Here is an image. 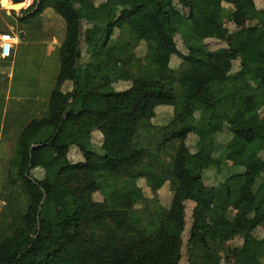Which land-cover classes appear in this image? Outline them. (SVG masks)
<instances>
[{
    "label": "trees",
    "instance_id": "16d2710c",
    "mask_svg": "<svg viewBox=\"0 0 264 264\" xmlns=\"http://www.w3.org/2000/svg\"><path fill=\"white\" fill-rule=\"evenodd\" d=\"M48 10L65 21L57 82L47 115L27 118L14 147L0 215V264H180L185 201L209 206L215 189L204 176L222 173L232 155L260 163L224 173L246 185L236 211L225 213L242 246L223 256L219 238L194 220L188 264H240V255L264 264V9L255 0H33L23 16L12 9V23L31 25ZM247 12L254 20L246 21ZM95 26L104 31L94 45ZM213 41L227 46L212 48ZM140 43L142 60L135 53ZM230 49L237 52L236 70ZM236 82L257 93L241 94ZM3 105L0 94L1 112ZM163 106H173L174 114L157 153L172 161L150 163L152 155L134 141ZM243 112H255L256 121L243 125ZM57 147L66 156L89 152L94 164L61 159ZM168 183L171 203L144 215L137 207L148 201L143 189L158 195Z\"/></svg>",
    "mask_w": 264,
    "mask_h": 264
},
{
    "label": "rangeland",
    "instance_id": "374dc122",
    "mask_svg": "<svg viewBox=\"0 0 264 264\" xmlns=\"http://www.w3.org/2000/svg\"><path fill=\"white\" fill-rule=\"evenodd\" d=\"M93 3L99 4L103 0H92ZM33 0H30L28 5L20 9H15L18 15L23 16L21 9L27 8L31 5ZM25 3V2H24ZM257 9H264V0H255ZM11 5V3L9 4ZM0 7L4 8V15L6 21L8 22L11 32L16 33L19 37V32L26 30L27 34L23 39L26 38V46L21 45V50H26V60L23 59L18 67L14 70L13 81H10V76L7 78L0 77V92L8 94L10 96L6 104V109L0 111V215L3 212V206L5 200L3 195L6 193V187L9 186V173L13 168L11 159L14 156V147L18 139L19 132L23 129L26 124V119H31L33 117H44L48 113V100L50 98L51 92L57 82V74L59 67V49L60 45L64 38V25L65 21L62 17L57 16L53 10H48L43 12L38 16L32 23L21 25L19 22L13 24L12 20L14 14L12 9L6 8L0 0ZM246 21L254 20V15L251 12L245 13ZM228 28L233 29L234 25L225 21ZM87 25H84L86 28ZM95 37L93 39V44H96V41L102 36L104 31L103 27L95 26ZM8 32V31H7ZM119 35V31L115 34V37ZM31 38L32 40H29ZM21 40L20 38H18ZM17 39V41H18ZM128 41V35L124 37ZM177 44L181 50L185 51L183 40L180 35H177ZM16 41V42H17ZM50 45L49 54H46V46ZM52 44V45H51ZM227 44L225 42L213 41L212 48L225 47ZM231 50L232 59L234 61V69H238L239 61L237 59V52L233 49ZM136 56L139 60H142L146 53V48L144 43H140L136 47ZM86 54V53H85ZM88 57V55H86ZM86 57V58H87ZM24 58V56H23ZM180 59L175 57L173 60L174 68L179 66ZM178 62V63H177ZM176 63L178 66H176ZM43 67V68H42ZM5 71V70H4ZM132 71L135 73L139 72L138 62L135 66L132 67ZM6 72V71H5ZM19 76V80L15 79ZM16 80V81H15ZM30 80V83H29ZM9 81V86L4 85V83ZM11 82V83H10ZM26 82V83H25ZM240 93L243 95L255 94L257 89L250 85L242 84L241 82L235 83ZM127 86V83L117 82V88H124ZM21 91L23 93H17ZM94 91L101 92L103 89L99 86L94 88ZM21 95V96H20ZM19 98V100H18ZM27 100H32L30 102L29 109L26 113V103ZM158 114L153 118L148 128L140 131L137 139L134 141V146L136 148H145L149 151L152 156L148 157L150 163H156L162 161L163 163H169L172 161L170 155L165 152L157 153V146L163 138L165 126L172 120L174 114V107L170 108L163 106L158 109ZM264 113V110H262ZM239 121L245 125L249 126L256 121L257 115L255 112H243L239 116ZM5 125L4 127L2 126ZM5 129H3V128ZM1 129L3 131H1ZM99 133L96 132L95 137L98 138ZM100 138V137H99ZM99 138L97 142H100ZM58 148V147H57ZM56 154L59 158L65 159L67 156L70 159L75 161L81 160L85 164L93 165L94 158L93 155L89 152H81L76 149L72 150L66 156L64 149H56ZM75 155V157L73 156ZM74 157V158H71ZM227 167L225 166L222 173L215 174L213 171H208L204 180L208 189H215L213 202L209 206L202 208H196L195 202L191 199H187L186 203V229L184 232V256L180 264H188L187 249L186 243L189 238V231L193 225L194 220L201 223V229L210 234L216 236L215 241L216 245H219L222 250L223 256H231L235 249H238L242 246L243 240L241 237H231L232 225L228 224L225 219V213L228 210L236 211L239 202L242 200L246 185L242 182L241 178L238 176H233L229 179H226L227 174L234 172L235 167H248L252 169L254 166H259L260 163L255 157L243 158L238 155H232L227 162ZM229 167H231L229 169ZM15 188V187H14ZM145 197L148 199L146 205H138V209L149 217L152 216L153 210L158 205L167 206L168 200L170 198L171 203V194L169 183L163 186L157 194H153L149 187L143 189ZM192 191V190H191ZM191 191L188 194H191ZM240 196L237 198L236 195ZM96 199L102 200L103 194L101 192L96 193ZM169 203V204H170ZM62 205V202H60ZM196 217V218H195ZM195 241L201 239L200 230L194 232ZM264 234V233H263ZM225 235H229L225 236ZM214 243V242H213ZM155 248V247H153ZM153 248L150 253L154 250ZM238 262L240 264H257L252 256H242L238 257ZM221 264H226L225 260H222ZM235 264V263H232Z\"/></svg>",
    "mask_w": 264,
    "mask_h": 264
},
{
    "label": "crops",
    "instance_id": "0c3cea01",
    "mask_svg": "<svg viewBox=\"0 0 264 264\" xmlns=\"http://www.w3.org/2000/svg\"><path fill=\"white\" fill-rule=\"evenodd\" d=\"M24 2L13 3L11 0H2V4H3L4 7H6V8H14V9L23 8V7H25V5L27 6L28 3L30 2V0H25ZM10 3H11V5H9ZM19 4H20V6H17ZM3 9L4 8L0 7V34L2 32H5V31H9V32L12 31L9 28L8 22L5 19V15L3 14L4 13ZM24 33L26 35V30H25ZM25 35H24V37H26ZM23 38H20L21 40L18 39V41L14 44V47L12 49V52H11L10 56H3L2 53H1V48H0V77H5L4 75H6V77L8 78L10 76V81H13V79H14L13 78L14 70L18 67V65L22 62L23 59L26 60V50H23V51L21 50V45H25L26 46V38L25 39H23ZM49 51H50V45L48 44L46 46V51H45L46 54H49ZM23 56H24V58H23ZM58 56H59V53H58ZM58 71H59V67H58ZM15 79L20 81L19 80V76H17ZM29 83H30V80H29ZM4 85H7L6 87H10L9 86V81H7V83L5 81ZM17 93H23V92L18 91ZM0 94L2 96H4V104H5V106L4 105L3 106H4V110H5L7 101L9 100L10 96H8V94L6 96V94L1 93V92H0ZM18 100H19V98H18ZM2 112H4L3 109H2ZM249 113H251V112H249ZM2 126H3V124H2Z\"/></svg>",
    "mask_w": 264,
    "mask_h": 264
},
{
    "label": "built area",
    "instance_id": "2783aa9c",
    "mask_svg": "<svg viewBox=\"0 0 264 264\" xmlns=\"http://www.w3.org/2000/svg\"><path fill=\"white\" fill-rule=\"evenodd\" d=\"M18 35L11 32H2L0 34V48L3 56H10Z\"/></svg>",
    "mask_w": 264,
    "mask_h": 264
},
{
    "label": "water",
    "instance_id": "95a60500",
    "mask_svg": "<svg viewBox=\"0 0 264 264\" xmlns=\"http://www.w3.org/2000/svg\"><path fill=\"white\" fill-rule=\"evenodd\" d=\"M13 3H21L24 2L25 0H11ZM25 35L24 31L19 32V38H23Z\"/></svg>",
    "mask_w": 264,
    "mask_h": 264
},
{
    "label": "bare ground",
    "instance_id": "6f19581e",
    "mask_svg": "<svg viewBox=\"0 0 264 264\" xmlns=\"http://www.w3.org/2000/svg\"><path fill=\"white\" fill-rule=\"evenodd\" d=\"M17 6H20V4H19V5H17Z\"/></svg>",
    "mask_w": 264,
    "mask_h": 264
},
{
    "label": "clouds",
    "instance_id": "9594fccd",
    "mask_svg": "<svg viewBox=\"0 0 264 264\" xmlns=\"http://www.w3.org/2000/svg\"><path fill=\"white\" fill-rule=\"evenodd\" d=\"M11 33H13V32H11ZM16 34V33H15ZM19 38V37H18Z\"/></svg>",
    "mask_w": 264,
    "mask_h": 264
}]
</instances>
